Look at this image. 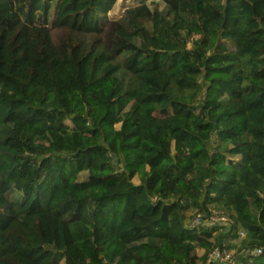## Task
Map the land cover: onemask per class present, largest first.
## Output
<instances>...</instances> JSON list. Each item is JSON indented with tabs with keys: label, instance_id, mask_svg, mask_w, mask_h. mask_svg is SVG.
<instances>
[{
	"label": "trees",
	"instance_id": "obj_1",
	"mask_svg": "<svg viewBox=\"0 0 264 264\" xmlns=\"http://www.w3.org/2000/svg\"><path fill=\"white\" fill-rule=\"evenodd\" d=\"M234 242L264 264V0H0V264Z\"/></svg>",
	"mask_w": 264,
	"mask_h": 264
},
{
	"label": "built area",
	"instance_id": "obj_2",
	"mask_svg": "<svg viewBox=\"0 0 264 264\" xmlns=\"http://www.w3.org/2000/svg\"><path fill=\"white\" fill-rule=\"evenodd\" d=\"M207 217H203L201 212H196L188 222L189 226L197 225H210L212 223L220 224L221 222H230V218L224 214L216 212L215 210H209ZM243 233V232H242ZM264 250V246L259 245L253 249L250 253L260 254ZM209 258L216 261L218 264H235L234 258L230 251L226 249L222 244L214 246L210 252Z\"/></svg>",
	"mask_w": 264,
	"mask_h": 264
},
{
	"label": "rangeland",
	"instance_id": "obj_3",
	"mask_svg": "<svg viewBox=\"0 0 264 264\" xmlns=\"http://www.w3.org/2000/svg\"><path fill=\"white\" fill-rule=\"evenodd\" d=\"M192 36L193 37H198V35L196 34V33H193L192 34ZM81 54V50L80 49H76L75 50V52H74V56L77 58V57H79V55ZM20 111L22 112V114H24V115H27V116H31V115H35L33 112H30L28 109H27V107H25V106H21L20 107ZM165 114V112L164 111H157V112H155L154 113V116L155 117H161V116H163ZM86 172L85 171H83V172H81L80 174H79V176H78V179L79 180H82V179H84V177L86 176ZM135 182H137V179H135L134 180ZM195 213V212H194ZM193 214V211H190V212H188V215H189V217L191 216ZM193 216V215H192ZM241 231H243V230H240L238 233H239V241L240 242H244V243H248L249 241H250V238H249V236L247 235V232H244L243 231V233L241 232ZM257 247V246H256ZM255 247V248H256ZM238 249V242H234L233 244H232V249L231 250H229L230 251V253L233 255L234 254V252L236 251ZM253 250V249H252ZM251 252V251H250ZM235 256V254L233 255V257Z\"/></svg>",
	"mask_w": 264,
	"mask_h": 264
},
{
	"label": "crops",
	"instance_id": "obj_4",
	"mask_svg": "<svg viewBox=\"0 0 264 264\" xmlns=\"http://www.w3.org/2000/svg\"><path fill=\"white\" fill-rule=\"evenodd\" d=\"M241 232H243V231H241Z\"/></svg>",
	"mask_w": 264,
	"mask_h": 264
}]
</instances>
